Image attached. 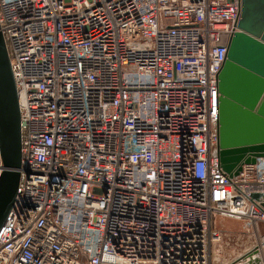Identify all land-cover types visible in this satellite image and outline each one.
Wrapping results in <instances>:
<instances>
[{
  "label": "built area",
  "instance_id": "1",
  "mask_svg": "<svg viewBox=\"0 0 264 264\" xmlns=\"http://www.w3.org/2000/svg\"><path fill=\"white\" fill-rule=\"evenodd\" d=\"M241 0H0L22 158L0 264H220L213 217L264 264V157L218 156ZM0 153V174L3 171Z\"/></svg>",
  "mask_w": 264,
  "mask_h": 264
},
{
  "label": "water",
  "instance_id": "2",
  "mask_svg": "<svg viewBox=\"0 0 264 264\" xmlns=\"http://www.w3.org/2000/svg\"><path fill=\"white\" fill-rule=\"evenodd\" d=\"M239 32L218 76V156L226 173L264 157V0H241ZM21 114L7 45L0 31V231L17 197L22 158ZM253 200L264 199L253 194ZM258 259L254 264H257Z\"/></svg>",
  "mask_w": 264,
  "mask_h": 264
},
{
  "label": "rangeland",
  "instance_id": "3",
  "mask_svg": "<svg viewBox=\"0 0 264 264\" xmlns=\"http://www.w3.org/2000/svg\"><path fill=\"white\" fill-rule=\"evenodd\" d=\"M212 225L214 229L222 231L225 235L223 243L215 251V256L219 259L220 264L230 262L254 243V238L250 237L245 222L223 221L219 217L214 216Z\"/></svg>",
  "mask_w": 264,
  "mask_h": 264
}]
</instances>
